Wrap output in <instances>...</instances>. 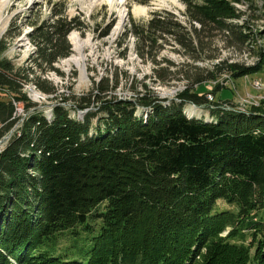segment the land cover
Instances as JSON below:
<instances>
[{
	"label": "trees",
	"instance_id": "obj_1",
	"mask_svg": "<svg viewBox=\"0 0 264 264\" xmlns=\"http://www.w3.org/2000/svg\"><path fill=\"white\" fill-rule=\"evenodd\" d=\"M181 1L184 21L153 10L122 34L132 35L135 53L153 63L150 77L198 85L262 69L264 26L255 30L251 20H264L257 4L250 0L257 15L249 19L232 4L239 0ZM14 23L0 39V134L14 122L13 101L30 106L26 83L54 91L34 69L60 73L55 63L73 53L69 33L85 27L80 16H67L64 3H51L49 17L28 35L34 51L24 68L1 57L20 35ZM167 47L191 63L159 57ZM221 48L248 50L255 62L229 60ZM117 82L111 75L95 83L103 127L92 130L98 112L77 119L55 106L50 120L31 113L5 145L0 264H264V108H213L206 121L183 113L188 101L209 108L204 94L186 90L180 103L166 106L144 86L136 96L153 108L146 120L137 117V104L109 95ZM218 200L233 208L217 209Z\"/></svg>",
	"mask_w": 264,
	"mask_h": 264
},
{
	"label": "rangeland",
	"instance_id": "obj_2",
	"mask_svg": "<svg viewBox=\"0 0 264 264\" xmlns=\"http://www.w3.org/2000/svg\"><path fill=\"white\" fill-rule=\"evenodd\" d=\"M55 1L65 4L67 16H80L85 27L82 30L73 29L69 33L68 40L72 43L71 46L73 45V53L55 63V67L58 68L60 73L48 71L43 74L40 73L39 68H36L33 76H40L45 84L53 86L54 91L52 92L41 91L43 94L44 92L51 93L47 95L49 96L48 103L54 105L53 110L55 106H62L68 110L71 117L77 119H82V116L89 111L98 112V117L92 118V130L96 129L97 125L103 127L105 123L104 118H99V116L104 115L98 109L102 102L101 98L97 97L98 92L95 83L105 82V78H110L111 75L113 81L116 76L118 82L109 95L117 100H129L137 104V117L142 116L146 120L153 108L141 106L138 100L139 96H136V90L145 92L144 86L151 91L154 97L160 98V102L166 106L180 103L181 99L178 96L186 90L204 94L208 100L212 101L209 108L188 101L184 104L183 113L187 116H198V118L204 116L206 121L213 120L209 114V109L213 108L234 109L245 112H249L251 108L254 109L258 106L264 108V66L256 73L238 78L222 76L217 81L202 82L198 85L194 82H188L182 77L169 78L167 82H158L155 79L156 77H150L153 63L148 59L140 58L135 53L132 35L129 34L123 38L122 34L132 21H146L153 10L171 11L178 15L180 20L184 21L182 16L184 4L181 0H148L144 3L133 0H115L114 2L110 0H8L6 5L0 8V23L2 19L7 20V26L0 35V39L6 33V30L12 26L10 25L12 22H15L13 27L20 31V35L14 36L8 41L7 47L1 55L3 59L10 60L15 67L26 68L30 65L28 62L34 51V46L28 35L35 23L49 17L51 3ZM251 2L257 4L260 12L264 11V0H252ZM232 4L242 10L249 19L257 15L256 11L252 10L250 0L232 1ZM122 12L124 13L123 20H121ZM251 20L254 21L253 29L263 28V19ZM109 24H112L109 33L101 36L103 28ZM72 33H75L79 42L82 43L81 48L76 45L71 36ZM261 43L262 40L256 39V44ZM125 45L127 46L126 50H123ZM217 45L221 47L222 42L217 41ZM221 53L223 57H227L229 60L245 64L255 62V55L248 50L238 52L230 48H221ZM159 57H164L178 66L189 62L181 53L171 49V47L162 50ZM195 64L201 67L211 65L209 61H199ZM165 65L166 62H162L160 66ZM34 82L26 84L27 87L25 86L23 90L27 98L28 94L31 96L39 95L34 88ZM109 82H111L110 79ZM215 85L216 87H214ZM211 90H213L212 93L209 92ZM18 102H16L18 106H22ZM85 103H87L85 108L79 107V104ZM23 106L26 108L24 104ZM190 108L196 109V111ZM41 109H26L27 113L24 115L22 123L15 134H20L23 122L31 113L37 112L47 120L53 117V110L44 112L43 109L45 108ZM2 150L3 148H0V153ZM103 205L100 204L99 209H103ZM216 207L217 209L233 208L223 200H218Z\"/></svg>",
	"mask_w": 264,
	"mask_h": 264
},
{
	"label": "built area",
	"instance_id": "obj_3",
	"mask_svg": "<svg viewBox=\"0 0 264 264\" xmlns=\"http://www.w3.org/2000/svg\"><path fill=\"white\" fill-rule=\"evenodd\" d=\"M256 84H257V82H256ZM29 101H30V106H28L27 108H24L22 102H18V103H21L23 107L18 106V104L15 101H13L15 108H14V112L12 115V119H14V122L10 128H8L6 131H4L0 134V148H4L8 138H10L12 135H14L17 132L19 125L22 123L24 115L27 113L26 109L36 110V109H40V108H45V106H43L42 104H40L38 102H35L33 100H29ZM16 118L19 120H17ZM2 125H3V123H0V127Z\"/></svg>",
	"mask_w": 264,
	"mask_h": 264
},
{
	"label": "bare ground",
	"instance_id": "obj_4",
	"mask_svg": "<svg viewBox=\"0 0 264 264\" xmlns=\"http://www.w3.org/2000/svg\"><path fill=\"white\" fill-rule=\"evenodd\" d=\"M7 1H8V0H0V8L3 7L4 5H6ZM110 1L114 2L115 0H110ZM123 18H124V13L122 12V14H121V20H123ZM6 23H7V20H6V19H2V20H1V23H0V35L4 32L5 27L7 26ZM71 36H72L73 39L75 40L76 45H79V47L81 48V47H82V43L79 42L77 35H76L75 33H72ZM83 73H84V72H83ZM82 75H83V74H82ZM83 77H84V76H83ZM26 84H27V83H26ZM26 84H25V86L27 87ZM34 88L38 91V94H39V95H37V96H33V95H32V96H31V95L28 94V100H33V101L38 102V103L42 104L43 106H45V109H43L44 112H46V110H47V112H48V110H53L54 105L48 103V102H49V101H48V97H49V96L43 94V93L37 88V86H36L35 84H34ZM24 89H25V87L23 88V90H24ZM40 109H41V108H40ZM40 109H36V110H40ZM190 109L196 111V109H192V108H190ZM41 110H42V109H41ZM8 139H9V138H8ZM7 143H8V140H7L6 144H7ZM3 149H4V148H3Z\"/></svg>",
	"mask_w": 264,
	"mask_h": 264
}]
</instances>
